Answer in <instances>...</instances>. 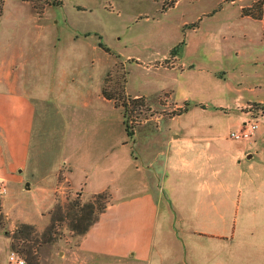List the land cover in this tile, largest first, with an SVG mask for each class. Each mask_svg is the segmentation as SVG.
I'll list each match as a JSON object with an SVG mask.
<instances>
[{
	"label": "rangeland",
	"instance_id": "obj_1",
	"mask_svg": "<svg viewBox=\"0 0 264 264\" xmlns=\"http://www.w3.org/2000/svg\"><path fill=\"white\" fill-rule=\"evenodd\" d=\"M176 1L61 0L60 5L48 2L36 8L33 0H0V63L11 60V48L15 53L27 47L31 55L43 45L51 50L46 57L53 58L52 65L47 63L43 73L50 91L45 110L39 105L35 139L39 133L50 140L57 136L68 146L73 134L75 150L63 153L80 166L78 174L86 161L91 167L112 163L103 150L113 141L117 153L133 147L132 154L142 155L138 169L133 164L126 168L121 195L132 205L123 222L132 227L127 223L125 233L142 238L148 233L144 225H151L153 245L152 255L142 257L146 263L83 247L88 231L80 230L105 204L100 220L112 201L109 190L83 196L60 182L51 207L29 209V219L23 221L19 209L5 217L1 196L9 190L1 181L6 191L0 188V264H9L12 251L29 264L23 252L28 245L36 264H148L150 258L156 264H264V120L260 141L249 143L251 158L244 155L238 162L237 148L248 140L231 137L242 117H248L246 106L264 108L263 20L245 14L259 0ZM53 48L62 50L59 63ZM58 83L65 88L61 100L50 88ZM144 90L151 95L145 97ZM135 91L142 97H134ZM235 91L253 99L236 106ZM124 137L128 142L122 146ZM165 137L171 146L183 147L182 154L190 153V164L175 157L167 170L164 157H158L156 173L162 177L168 171L167 182L157 186L152 178L153 190L134 195L147 179L146 154L153 160L167 152ZM255 148L263 152L254 155ZM91 167L93 176L98 167ZM151 194L160 206L158 219L149 204ZM90 202L96 203L94 210L80 221L82 206ZM25 233L29 240L17 239L16 234ZM124 243L129 251L134 239Z\"/></svg>",
	"mask_w": 264,
	"mask_h": 264
},
{
	"label": "crops",
	"instance_id": "obj_2",
	"mask_svg": "<svg viewBox=\"0 0 264 264\" xmlns=\"http://www.w3.org/2000/svg\"><path fill=\"white\" fill-rule=\"evenodd\" d=\"M178 1L179 0L176 1V4ZM18 16L19 14H17L16 17ZM11 27L13 30L16 28L15 22L12 23ZM39 38L38 36V39ZM22 49L23 51L14 53V49L11 48L9 50V55H12L11 60L7 59L6 62L0 63V182H6L9 190L8 194L1 196L4 198L3 203L1 202V206L5 217L7 216L6 218L10 219V215L14 214V211L19 209L18 214L21 215L19 217L21 220L26 221L29 219V212H31L29 209L39 212L43 210L42 212H45L54 202L53 194L59 190L60 182H63L64 185L71 188V190L74 189L84 192L83 196L85 193L94 194L109 190L112 194V201L103 212L100 220H98L84 235L82 241L83 247L92 253L106 254L120 258L130 257L139 263H146L144 259H147V257H142L148 255L149 258L153 250L151 234L149 233L152 230L151 225H147L148 227L144 225L146 232L148 231L147 236H144V238H142V234L136 235L135 232L133 236H129V233H125L127 223L129 228L132 229L129 221L123 222L124 216L130 214L128 210L131 209L132 202L123 201L124 197L121 195L123 185L125 184L126 168L133 164V166L138 169L140 164L136 162L142 158V155L140 157L139 155L132 154L133 147L131 150H127L123 147V151L120 149L117 153L115 152L116 144L115 141H113L108 147L105 145V149L103 150L104 154H108L107 156L113 159L112 163L103 164L101 166L100 162H96L94 166L91 167V164L89 165V162L86 161L84 170H82L83 173L78 174L77 167L79 165H72L74 162L70 158V155L63 153L69 150H75L77 139H73V134L70 135V139L67 143L68 146H65L62 140L57 136L53 140H50V138L48 139L46 136L42 135V137L40 135L41 133H39L40 137H36L35 139V134H37L36 130L34 131V128H36L35 118L39 110V105L42 103V108L45 110L44 104L47 97L46 95L50 91L49 87L46 85L45 74L43 73H45V69L48 66L47 63L52 65L50 61L53 62V58L47 60L46 53L51 50H47L45 45L38 47L36 53L32 55L27 47H22ZM52 51L54 54L58 53L57 63H59V55L62 50L53 48ZM19 57H21L20 63H18ZM66 58L67 57H64L63 60H66ZM185 67V65H181L182 69L180 70L184 71ZM76 69L79 68L77 67ZM62 86L61 83H58L50 87L52 92L54 91V94L59 96V100L62 99L65 90ZM233 93H235L234 102L236 106L241 104L242 101L253 99L246 98L243 94L237 93L236 91ZM142 95L141 91H135L133 96L142 97ZM150 95L151 92L145 91V97H149ZM170 96H172L171 93ZM105 99L110 102L113 101L111 98ZM185 100V102H190L187 97ZM114 108L119 109V107L115 105ZM245 119L246 118L242 117L239 125H241ZM259 134L262 135V132H258L255 138L248 140L247 144L237 148L235 157L239 160V163L244 160V155H246V158H251L248 157L251 153L249 148L253 146L249 143L254 145L257 141H260L257 139ZM123 135H126L125 131ZM102 137L106 139L104 136ZM122 140L124 143L122 146H125L128 142L127 138L124 137ZM143 140H146V138H143L142 142L139 143L143 144ZM34 141H37V148L33 146ZM100 143L101 140L99 139L98 144ZM136 143L138 142H135V144ZM98 144L96 143L95 145L98 146ZM165 144H167V152L160 153V155L153 160H151L152 154L149 156L146 154L148 159L146 163H143L147 165V179L140 182L144 187L143 190L135 191L134 195H140L147 192V190H153L149 183V180L152 178L157 186L160 182H167L169 176L168 171L162 177H160L159 171L156 173L158 169V157H164L167 170L169 167L174 166L176 162H174V160L176 158L182 161L181 163L191 162L190 153L186 155L181 153L184 151L183 147L175 144L171 146L167 137H165ZM143 145H140V150H144L145 144ZM190 150L191 148H188L187 151L190 152ZM93 151L94 150H92V152ZM195 152L199 155L201 150L196 148ZM262 152L260 148H255L253 154L256 155ZM143 158H145V155H143ZM208 158H211V155H208ZM90 167H98V173L95 172V175L92 176L93 173L89 170ZM62 173L64 174L63 180H61ZM91 177H94V180H92ZM158 177H160V179ZM138 187H140L139 184ZM150 198L151 202L149 204L150 206H154L156 214L155 219H158L160 206L157 197L155 196L154 198L151 194ZM126 202H130V204H126ZM125 236L128 240L129 238L134 239V244L129 243L128 245L129 251L125 249L126 243L122 244V241H128ZM123 238L125 239L122 240ZM130 250L133 251L130 252ZM156 263L157 260H155V258H150L148 260V264ZM159 264L164 263L160 262Z\"/></svg>",
	"mask_w": 264,
	"mask_h": 264
},
{
	"label": "trees",
	"instance_id": "obj_3",
	"mask_svg": "<svg viewBox=\"0 0 264 264\" xmlns=\"http://www.w3.org/2000/svg\"><path fill=\"white\" fill-rule=\"evenodd\" d=\"M34 1V5L36 8H40L42 5H44V3H51V4H54V5H60L62 2L61 0H47V2H45V0H33ZM253 8L255 10H253L252 8L249 10L250 12L249 13H245L246 15H250L254 18H259V19H262L263 20V27H264V0H259L258 2H256V4L253 6ZM264 31V30H263ZM263 35H264V32H263ZM100 45L102 46L103 43L100 42ZM177 47V46H176ZM176 47H174V49H172L173 51V54L175 53L176 54ZM126 123V121H125ZM126 131H127V134L129 136H132L133 135V130L130 129V126L128 124H126ZM97 196L99 197H103L104 194L103 193H100L98 194ZM96 205L95 202H90L89 204H87V206H82V210H83V213L81 215L78 216V219L80 221H82L84 218L86 217H89L90 216V212L87 213V210H91L93 211L94 210V206ZM74 207H76V205L74 204ZM106 205L103 204L102 206H100V211L97 212L96 216L90 220V222L80 230V233L81 234H85L89 229L90 227L98 221L99 217H100V212H102L104 209H105ZM89 215V216H88ZM23 226L25 227H29L28 225L24 224ZM28 233L26 234H16V237L17 239H24V240H29L28 238ZM23 252L27 255L28 257V261H29V264H36L34 262H31V257H32V248L28 245V247L24 248Z\"/></svg>",
	"mask_w": 264,
	"mask_h": 264
},
{
	"label": "built area",
	"instance_id": "obj_4",
	"mask_svg": "<svg viewBox=\"0 0 264 264\" xmlns=\"http://www.w3.org/2000/svg\"><path fill=\"white\" fill-rule=\"evenodd\" d=\"M246 109L248 117L240 125L239 129L231 132V137L234 139L251 140L260 130L261 121L264 120V108L259 105L250 104L246 106ZM0 188L2 191H6L5 184H2ZM8 262L9 264H27L26 260L15 251L9 253Z\"/></svg>",
	"mask_w": 264,
	"mask_h": 264
},
{
	"label": "water",
	"instance_id": "obj_5",
	"mask_svg": "<svg viewBox=\"0 0 264 264\" xmlns=\"http://www.w3.org/2000/svg\"><path fill=\"white\" fill-rule=\"evenodd\" d=\"M251 156H252V154H249V155H248V157H251Z\"/></svg>",
	"mask_w": 264,
	"mask_h": 264
}]
</instances>
